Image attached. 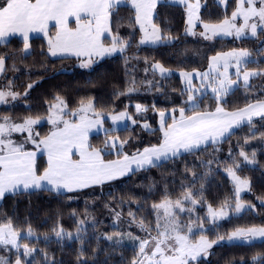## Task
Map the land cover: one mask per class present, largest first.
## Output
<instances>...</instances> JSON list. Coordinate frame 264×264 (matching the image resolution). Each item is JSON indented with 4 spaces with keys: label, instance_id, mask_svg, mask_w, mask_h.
Segmentation results:
<instances>
[{
    "label": "trees",
    "instance_id": "16d2710c",
    "mask_svg": "<svg viewBox=\"0 0 264 264\" xmlns=\"http://www.w3.org/2000/svg\"><path fill=\"white\" fill-rule=\"evenodd\" d=\"M235 8L236 0H225L224 4L217 0H202L199 19L205 23H219L229 18ZM153 12L152 21L161 37H170L171 41L140 45L135 9L125 0L113 9L111 17V34L127 43L125 50L95 61L89 69L81 67V58L51 57L45 36L31 37L27 52L19 37L1 42L4 70L0 72V85L25 94L19 100L1 104L0 117L8 116L13 121L45 117L60 97L69 110L65 113L66 118L75 121L79 115H72L71 111L77 109L81 101L91 100L96 111L104 115L125 112L135 123L129 125L127 122L107 133H94L88 137L89 144L104 148L106 138L115 136L119 138L118 144L115 150L105 151L104 159L120 158L124 153L132 155L161 143L163 135L156 121L159 110L176 109L187 102L181 77L175 72L161 74L153 65L158 63L169 69H201L210 54L238 48L250 53L244 67L257 69L260 75L252 76L246 85L239 83L226 93L219 100V107L235 110L264 100V29L260 28L256 36L217 37L205 41L184 33L182 5L159 1ZM197 27L201 28L200 25ZM104 40L111 41L109 37ZM29 84H32L31 88ZM210 96L199 97V103L186 109L185 115L215 109V100ZM138 104L140 111L136 108ZM88 115L92 116V113ZM145 122L148 128L143 126ZM170 122L168 117L166 125ZM35 129L39 139L49 133L53 125L43 122ZM123 141L127 143L121 151L119 142ZM241 151L250 159L255 153L254 162L245 161L240 156ZM45 165L44 154H39L35 163L37 173L42 172ZM229 167L249 181L250 191L241 199L253 208L209 224L206 216L209 206L221 207L236 199L235 186L226 173ZM188 192L197 203L190 213L181 214L182 218L207 225L194 237L203 235L212 241L227 237L237 227L264 226V204L261 203L264 201V119L256 117L250 124H240L216 142L134 169L124 177L102 184L74 191L40 187L8 192L0 199V224L11 221L14 230L23 234L20 244L35 249L27 257L21 250L23 264H132L138 257L139 246L134 239L115 237L122 233L115 225V219L121 220V224L131 218L140 226L142 222L144 227L140 231L135 229L136 234L147 230L152 235L158 220L153 205L165 199L174 202ZM29 227L31 236L28 235ZM133 229L128 227L123 231ZM60 230L64 235L57 237L55 231ZM109 236L111 240L107 238ZM17 256L15 250L0 245V258L8 264H12ZM254 256L259 258L253 260ZM192 264H264V239L219 243L207 257Z\"/></svg>",
    "mask_w": 264,
    "mask_h": 264
},
{
    "label": "snow or ice",
    "instance_id": "6c2138e0",
    "mask_svg": "<svg viewBox=\"0 0 264 264\" xmlns=\"http://www.w3.org/2000/svg\"><path fill=\"white\" fill-rule=\"evenodd\" d=\"M122 2L123 0H0V41L19 34L23 37L24 50L27 51L30 48L29 34L43 33L47 38L48 52L52 56L73 54L77 57H88V61L81 64V67H88L92 63L91 57L123 51L127 46L118 36L111 37V46H105L102 39L105 33L110 34L113 9ZM180 2L183 3L185 0H180ZM156 3L157 0H131L136 13L135 22L144 32L141 43L149 40L156 43L164 39L158 34L159 30L151 24L152 12ZM187 7L188 24L193 25L194 20L198 19L195 9L199 5L188 4ZM237 18L243 20L240 26L236 24ZM50 22H54L56 28L54 35L49 34ZM72 22L75 27L71 26ZM148 26L152 28L151 33L148 32ZM203 27L205 32L201 35L211 32L213 35L223 33L241 37L245 35L246 30H250L251 35L256 36L258 28L264 29V0H236V8L231 18H225L219 23H205ZM249 56L250 53L246 49L239 51L234 49L212 57L213 64L223 61L222 67L224 68V72L219 73L224 79L219 82L218 87L212 89L213 92L218 95L226 94L229 88L237 83L228 77V68L232 61H235L237 77L243 72L245 84L248 83L250 77L260 75L259 72L246 71L241 68ZM153 67L158 68L161 74L167 71L158 63ZM3 70L4 57H0V72ZM181 75L191 84L192 73L184 72ZM197 75L207 77L208 73H197ZM28 87L31 88L32 85ZM17 95L13 92L0 91V103H7L9 96L15 100ZM188 99L193 101L194 97L189 96ZM57 100L60 103L51 106L50 115L47 117L53 125V130L43 138L38 139L39 133H33L32 126L40 122L39 117H26L19 124L11 122L8 116L0 117L3 121L0 123V197L7 192L18 190L21 186L23 189L40 188L42 182H46L57 191L60 189L74 191L102 184L124 176L132 170V165H135L137 169L154 165L155 161H159L162 157L167 158L169 154L176 156L181 150L192 151L209 139L215 142L233 127H238L245 121L250 124L254 117L264 119V101L250 103L236 111H226L217 106L214 111H194L192 115H185V109L180 108L178 110L179 119L173 118V122L166 126L165 113L161 112L160 131L163 133V139L159 145L146 147L142 152L138 151L131 156L124 153L121 158L105 160V150L109 147L115 148L119 138L106 139L104 148L92 147L88 142L89 130L103 125L104 113L95 110L93 101H81L78 109L72 113V115H79V121L72 122L63 118V109L60 105L64 102L60 97H57ZM136 108L140 111L141 105H136ZM89 112L92 113L91 117L88 115ZM110 119L114 124H119L126 119V113L120 112L112 115ZM132 122L135 123V121ZM61 124L63 127H60ZM144 127L148 128V125L145 124ZM104 131L107 133L109 129H104ZM14 132H27L26 142L31 141L38 150L43 146L48 159L47 167L42 173H37L36 152L25 151L23 143L13 141L11 135ZM125 143L127 141L119 142L121 151ZM74 154L78 155L77 159H73ZM240 156L245 161L252 162L245 152L241 151ZM252 157L254 159L255 153ZM227 171L236 184L234 211L240 212L245 207L251 208V205H245L239 199L241 191L249 186V181L237 176L231 167ZM184 200H191L192 204L197 203L192 199V193L188 192L183 196V200L177 199L173 202L165 199L153 205L154 209H163L164 223L161 224L158 217L156 225L158 235L152 237L151 241L141 240L139 242L138 258H134L132 264H192L200 256H206L214 244L225 239L221 236L217 240L209 241L202 235L193 242L189 236L193 227L191 224L188 225L189 234H184L175 212L176 209L180 212L185 211L182 206ZM226 207H230L227 202L219 210L208 207V213L213 221L228 217ZM141 227H144L142 222ZM196 227L203 230L204 226L199 224ZM28 235H32L30 227ZM55 235L61 237L64 235L63 230L55 231ZM20 237L21 233L14 230L11 221L0 224V245H10L17 250L22 247L23 255L27 257L35 249L27 244L21 245L18 242ZM107 238L112 239L111 236ZM257 238L264 239V226L237 227L227 235L229 241L233 239L252 241ZM258 258L254 256L253 260ZM0 264H8V262L0 258ZM15 264H22L19 257Z\"/></svg>",
    "mask_w": 264,
    "mask_h": 264
},
{
    "label": "rangeland",
    "instance_id": "374dc122",
    "mask_svg": "<svg viewBox=\"0 0 264 264\" xmlns=\"http://www.w3.org/2000/svg\"><path fill=\"white\" fill-rule=\"evenodd\" d=\"M159 1H169V2H171V3H177V4H180V5H182V7L184 8V11H185V28H184V33L187 35V36H189V37H198V38H200V39H202V40H205V41H209V40H212V39H214V38H217V37H228V38H242V37H248V36H252L251 35V32H250V30H246V33H245V35H243V36H241V37H236L235 36V34H232V35H227V34H223V33H218V34H216V35H213L211 32H208V33H206L205 35H201V33H204L205 32V29H204V27H203V24H205V22H201L200 21V19H199V11H200V7H201V5H202V0H185V2H180V0H157V2H159ZM220 4H224L225 3V0H217ZM188 4H198L199 5V7L197 8V9H195V15H196V17H198V19H195L194 20V24L193 25H189L188 24V7H187V5ZM257 7H259V5H257ZM153 11H154V9H153ZM153 13L154 12H152V20H153ZM229 18H231V16L229 17ZM151 20V24L152 25H154L153 24V21ZM236 24H237V26H240L241 24H243V20H242V18H237V20H236ZM201 26V28L200 29H198V27L197 26ZM137 26L139 27V31H140V34H139V37H138V42H139V44L140 45H157V44H159V43H164V42H168V41H171L172 40V38H170V37H166V38H164V39H162V40H160V41H158V42H156V43H152L150 40L149 41H146L145 43H141V40H142V38L144 37V32L141 30V28H140V26H139V24H137ZM155 26V25H154ZM156 27V26H155ZM260 28H258V30H259ZM257 30V31H258ZM151 31H152V28H151V26H148V32L149 33H151ZM106 34V37H109L110 39H111V37L113 36L112 34H111V32H110V34L109 33H105ZM158 34L160 35V33L158 32ZM52 35H54V34H52ZM161 36V35H160ZM208 37H211V38H208ZM103 38H105V37H102V39ZM45 39H46V41H47V38L45 37ZM105 40L103 39V42H104ZM122 42H124V41H122ZM126 43V42H125ZM111 44H112V40L110 41V42H106L105 43V46H111ZM127 44V43H126ZM126 48V47H125ZM125 48H124V50H125ZM123 50V51H124ZM234 50V49H233ZM235 50H237V51H239V50H245V49H243V48H238V49H235ZM25 51V50H24ZM28 51V50H27ZM27 51H25V52H27ZM123 51H116V52H113V53H111V54H105L104 56H93V57H91V60H92V63L88 66V67H82V68H84V69H89L92 65H93V63H95V61H97V60H99V59H101V58H103V57H106V56H113V55H116V54H120V53H122ZM230 51H232V50H227V51H224V52H217V53H213V54H210L209 56H208V58H207V60H206V64H205V66L203 67V68H201V69H198V68H196V69H194V68H192V69H169V68H165L167 71L164 73V74H168V73H171V72H175V73H177L178 74V76L179 77H181V83H182V86L186 89V91H187V102H186V104L184 105V106H181V107H178V108H176V109H173V108H168V109H162V110H159L158 112H157V116H156V118H157V125H158V127L160 128V126H161V116H160V113L161 112H164L165 113V116H164V122H165V126H166V121H167V118L168 117H170V119H171V121H173V118H175V119H179V116H180V114H179V109L180 108H184L185 110L186 109H188V108H192L193 106H195V105H197L199 102V97H202L203 95L205 96L206 94H209V95H211L212 97H213V99L215 100H213L214 102H215V105H214V107L213 108H216L217 106H219V100L225 95V94H217V93H215V92H213V88H215V87H218L219 86V82L222 80V79H224V77L223 76H221V75H219V73H222V72H224V68L222 67V64H223V61H220L219 63H217V64H213V61H212V57H214V56H216L218 53H226V52H230ZM47 52H48V49H47ZM48 54L51 56V57H58V56H67V55H73V54H62V55H57V56H52L49 52H48ZM88 57H84V58H81V62L82 63H84V62H87L88 61ZM249 59V57H247V60ZM156 64V63H155ZM244 65L245 64H243V65H241V68L243 69V70H246V71H256V72H258V70L257 69H253V68H245L244 67ZM156 70L157 71H159L160 72V70L158 69V68H156ZM184 72H187V73H192L193 75H192V77H191V84H189L188 83V79L187 78H185L184 76H182L181 75V73H184ZM161 73V72H160ZM197 73H200V74H202V73H208V76L207 77H203V76H201V75H197ZM228 77H229V79H231V80H233V81H237V83H235V84H233L230 88H229V90H228V92L229 91H231L234 87H236L237 85H239V83H241V84H244V85H246L245 84V82H244V80H243V72H241V75L239 76V77H237V75H236V66H235V61H232L231 62V64H230V66H229V68H228ZM251 78V77H250ZM250 78H249V80H250ZM249 82V81H248ZM30 85V84H29ZM32 85V84H31ZM0 91H4V92H13V93H17L18 95H17V98L15 99V101L16 100H19V99H21L22 98V96L25 94V92H17V91H14V90H12V89H9V88H6V87H4V86H2V85H0ZM227 92V93H228ZM189 96H193L194 97V100L193 101H189V99H188V97ZM210 96V97H211ZM14 100L9 96V97H7V103H0V105L2 104V105H7V104H9V103H11V102H13ZM204 102H207L208 103V100H204ZM60 103V101L59 100H56L52 105H55V104H59ZM200 104H201V102H200ZM51 105V106H52ZM60 107L63 109V112H62V115H63V118L64 119H67L66 118V112H69V110L65 107V105L64 104H61L60 105ZM78 109V108H77ZM76 110V109H75ZM75 110H73V111H71V114L73 113V112H75ZM173 110H175V111H173ZM50 111H51V109H50ZM50 111H49V113H48V115L47 116H45V117H39V118H41L40 119V122L38 123V124H36V125H33L32 127H33V133L35 134L36 133V126L37 125H39V124H41V123H43V122H48V123H50L49 121H48V119H47V117L50 115ZM90 116V115H89ZM104 117V119L106 118L107 119V117L109 116V115H103ZM127 116V115H126ZM91 117V116H90ZM32 118H37V117H32ZM24 120V119H23ZM23 120H21V121H13V120H11V122H13V123H17V124H19V123H22L23 122ZM133 119L131 118V117H129V116H127V122H128V124L129 125H132L133 124ZM3 121L2 120H0V123H2ZM127 123L125 122V124L124 125H126ZM145 124H147L148 125V123H144L143 124V126L145 125ZM118 124H114L113 123V121L111 122L110 120L108 121V120H103V128H101L102 130H96L95 132H91V134L90 135H92V134H94V133H98L99 131H101V132H105L104 131V129H109V130H111V129H113V127H116ZM161 134L163 135V133L161 132ZM27 135H28V133L27 132H14V133H12V135H11V139L13 140V141H15L16 143H23V145H24V150L25 151H34V149H30L29 147H30V145H34V146H36L35 144H33V143H31V141H27L26 142V137H27ZM261 135V134H260ZM260 135H258V136H260ZM111 137H115V136H108L106 139H108V138H111ZM118 144V143H117ZM42 147V146H41ZM37 148V147H36ZM35 148V149H36ZM36 150H38V149H36ZM40 150H41V148H40ZM108 150H115V148H112V147H109V148H107L105 151H108ZM42 152H44V151H42ZM45 153V152H44ZM38 154H40V153H38ZM38 156V155H37ZM44 156H45V162H47V159H48V157H47V153H45L44 154ZM78 158V155H73V159H77ZM36 159H37V157H36ZM252 162H248V163H250V164H252L253 162H254V159H250ZM159 161H161V160H159ZM159 161H156V162H154V163H157V162H159ZM35 163H36V160H35ZM47 167V165H45L44 166V168L41 170V171H43L45 168ZM131 167H134V168H132V170H134V169H137L136 168V166L134 165V166H131ZM146 167V166H145ZM131 170V171H132ZM234 171V170H233ZM41 173V172H40ZM226 173H227V175H228V177L230 178V180L232 181V183L234 184V186H235V191H236V184H235V182L233 181V179H232V177H231V175H229V173H228V171H227V169H226ZM237 175V174H236ZM125 176V175H124ZM124 176H121V177H124ZM238 176V175H237ZM121 177H118V178H121ZM241 179H246V178H244V177H241V176H239ZM105 182H107V181H105ZM23 189V187L21 186L18 190H22ZM17 191V190H16ZM249 191H250V189H249V186L246 188V189H243L242 191H241V193H240V197H239V199H240V201L243 203V204H245V205H251V204H249V203H247V202H245V201H243L242 199H241V196L242 195H244V194H248L249 193ZM8 193V192H7ZM193 199V198H192ZM181 200H183V197L181 198ZM195 200V199H194ZM164 201V200H163ZM163 201H160V202H158V203H156V204H159V203H161V202H163ZM175 202V201H174ZM235 203H236V199H235V201L231 204H228V205H230V207H226L225 208V210L229 213V215H228V217L232 214H238V213H240V212H242V211H244V210H246V209H249L248 207H245V208H243L240 212H235L234 211V206H235ZM261 203H262V201H261ZM264 204V203H263ZM194 205L195 204H192V202H191V200H184L183 201V207H184V209H185V211H183V212H180L179 211V209H176L175 210V212H176V215H177V217H178V219H179V222H180V224H181V227H182V230H183V233L184 234H189L188 233V225H193V227H192V232L189 234V236H190V239L193 241V242H195L196 240H198L199 238H200V236H202V235H197V236H195L194 237V235H195V233L197 232V231H200L201 229L200 228H198V227H196V225H199V224H203L202 222H197L195 219L194 220H190L189 222L188 221H184V219L182 218V216H181V214H185V213H190L191 212V210H193V208H194ZM252 206V205H251ZM214 210H219L221 207H212ZM251 208H253V207H251ZM190 210V211H189ZM155 211H156V215H157V219H158V217H159V222L161 223V224H163L164 223V217H163V209H155ZM206 216H207V218H208V221H209V224H212V223H218L220 220H222V219H225V218H221V219H218V220H216V221H213V218L209 215V213H208V209H207V212H206ZM227 218V217H226ZM124 222H126V223H124V224H121V220H119V219H115V221H114V223H115V225L117 224V226L118 227H120L121 228V231L120 232H122V233H117V234H115L116 236L115 237H117L118 239H124V240H128V239H134V241H135V243L136 244H138V246H139V242L141 241V240H150L151 241V239H152V237H156L157 235H158V231H157V228H155L156 229V232L154 233V234H150V232L149 231H147V230H145V231H142V233L141 234H136V232H135V229H137L136 231H140V229H141V226L139 225V224H135V222L133 221V219L131 218V219H125L124 220ZM203 230H205L206 228H207V225H204L203 224ZM128 227H132V228H134L133 230L134 231H128V232H124L123 230H125V229H127ZM162 230V229H161ZM234 231V230H233ZM232 232V231H231ZM230 232V233H231ZM23 234H21V236H22ZM123 236V237H122ZM209 240V239H208ZM215 240H217V239H215ZM257 240H261L260 238H257V239H255V240H252V241H257ZM209 241H211V240H209ZM252 241H245V240H242V239H233V240H231V241H229L228 239H227V237H225V239H223V240H221L219 243H222V242H252ZM19 243H20V239H19V241H18ZM219 243H217V244H219ZM217 244H214L213 246H215V245H217ZM213 246L208 250V254H209V252L211 251V249L213 248ZM7 247H9V248H11V249H13V250H15L16 252H17V254H18V256L17 257H19L20 258V252H21V250H22V253H23V248L21 247L19 250H17V249H15V248H12L10 245L9 246H7ZM149 248H151V245H149ZM208 254L206 255V256H204V255H202V256H200L199 258H203V257H207L208 256ZM138 258V257H137ZM198 258V259H199ZM17 259V258H16ZM16 259L14 260V262L12 263V264H15V261H16ZM21 259V258H20ZM197 259V260H198ZM196 261H194V262H192V263H195ZM22 264H23V262H22Z\"/></svg>",
    "mask_w": 264,
    "mask_h": 264
},
{
    "label": "crops",
    "instance_id": "0c3cea01",
    "mask_svg": "<svg viewBox=\"0 0 264 264\" xmlns=\"http://www.w3.org/2000/svg\"><path fill=\"white\" fill-rule=\"evenodd\" d=\"M125 0H123V2H124ZM128 1V3L130 4V5H132L131 4V0H127ZM122 2V3H123ZM71 26H73V27H75V24H74V22H72V24H71ZM55 31H56V28L54 27V22H50V24H49V34L50 35H52V34H55ZM38 35H41V36H44L43 35V33H30L29 34V39L31 38V37H33V36H38ZM13 36H16V37H19V38H21V39H23V37L21 36V35H19V34H17V35H13ZM13 36H9V37H7L5 40H3V41H0V43L1 42H4V41H6V40H8L9 38H11V37H13ZM104 37H106V34L104 35ZM104 39V38H103ZM46 40V39H45ZM47 42V41H46ZM108 42H110V41H108ZM106 42H104V44H105ZM47 49H48V44H47ZM67 56H72V57H76V58H84V57H77V56H75V55H67ZM58 57H62V56H58ZM264 101V100H263ZM253 103H256V102H253ZM247 106V105H246ZM246 106H244V107H246ZM244 107H242V108H244ZM216 109V108H215ZM215 109H213V110H208V111H214ZM238 109H241V108H238ZM238 109H235V110H226V111H236V110H238ZM198 112H204V111H198ZM120 113V112H119ZM119 113H114V114H110L108 117H107V120L109 121H111L112 122V120L110 119V117L112 116V115H117V114H119ZM193 113H191V114H189V115H192ZM94 118V117H93ZM254 118H256V117H254ZM253 118V119H254ZM102 120H104V118L102 117ZM177 120H178V118H177ZM79 121V118L78 119H76L75 121H72V122H78ZM125 122L127 123V116H126V119L124 120V121H122V122H120L116 127H113V129L114 128H118V127H122V126H124V124H125ZM173 121H171L169 124H171ZM245 122H247V121H245ZM244 122V123H245ZM60 127H63V125H60ZM101 128H103V126H96V127H93L92 129H90L89 130V133H88V137L90 136V134H91V132H95L96 130H102ZM234 128H236V127H233L229 132H231ZM53 129H51V131H52ZM51 131H49V133L51 132ZM99 132H101V131H99ZM228 132V133H229ZM49 133H47L45 136H47ZM228 133H226L223 137H225ZM44 136V137H45ZM223 137H220L218 140H220V139H222ZM163 139V138H162ZM217 140V141H218ZM162 142V141H161ZM211 142H214V141H212L211 139H209V140H207L206 142H204V143H202V144H200L199 145V147L200 146H202V145H205V144H208V143H211ZM216 142V141H215ZM160 144V143H159ZM158 144V145H159ZM37 149V148H36ZM36 149H34V151L33 152H36V157H37V155H39L38 153H40V154H45V153H47L46 151H44L43 150V146L41 147V150L39 149V150H36ZM42 151H44V152H42ZM143 150H141L140 152H142ZM74 152H75V150H74ZM182 152H184L183 150H181L179 153H182ZM129 156H131V155H129ZM172 155L171 154H169V156L167 157V158H169V157H171ZM36 157H35V160H36ZM121 158V157H120ZM115 159H117V158H115ZM164 159H166V158H161L160 160H164ZM111 160H113V159H111ZM156 162V161H155ZM46 165H47V162H46ZM132 166H134V165H132ZM131 168H134V167H131ZM43 172V171H42ZM41 172V173H42ZM131 172V171H130ZM129 173V172H128ZM128 173H126L125 175H127ZM38 174H40V173H38ZM121 177V176H120ZM118 178V177H117ZM116 179V178H115ZM42 187H46V188H50V189H53L52 188V186L51 185H49V184H47L46 182H42ZM33 188H35V187H32V188H29V189H33ZM53 190H55V189H53ZM59 191H67L66 189H60ZM0 199H1V197H0Z\"/></svg>",
    "mask_w": 264,
    "mask_h": 264
}]
</instances>
